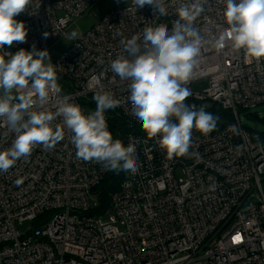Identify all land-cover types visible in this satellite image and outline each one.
I'll return each instance as SVG.
<instances>
[{"label":"built area","instance_id":"1","mask_svg":"<svg viewBox=\"0 0 264 264\" xmlns=\"http://www.w3.org/2000/svg\"><path fill=\"white\" fill-rule=\"evenodd\" d=\"M96 1L31 0L15 17L28 30L26 42L5 51L31 50L33 44L47 49L56 65L59 98L70 96L85 114L96 110L94 96L100 91L119 99L120 106L111 110L132 129L123 144H134L138 172H127L108 209L92 214L99 206L94 189L110 170L78 159L67 129L53 149L37 146L27 159L0 172V264H264V144L253 139L251 129H257L241 118L264 104V60H251L229 42L222 49L211 44L202 49L185 103L210 113L218 107L231 120L208 135L193 128L189 154L170 159L159 137L149 138L131 115L130 81L116 76L110 63L127 55L121 40L139 35L143 51L145 27L166 24L171 32L179 18L175 6L161 16L152 5L137 8L134 0L125 5L116 0L70 39L69 24ZM204 9L194 27L214 41L227 27L224 4L206 0ZM58 37L71 43L52 55L50 44ZM101 73L102 88L92 79ZM56 99L46 107L55 111ZM105 118L108 124L107 111ZM4 131L0 128V150L14 139ZM26 221L32 225L22 232L18 226Z\"/></svg>","mask_w":264,"mask_h":264},{"label":"clouds","instance_id":"2","mask_svg":"<svg viewBox=\"0 0 264 264\" xmlns=\"http://www.w3.org/2000/svg\"><path fill=\"white\" fill-rule=\"evenodd\" d=\"M206 0H134L136 7L152 5L161 16L175 6L178 19L171 32L166 24L143 29V51L140 36L121 40L124 54L110 63L111 71L122 81H130L128 89L131 115L142 125L149 138L159 137V147L168 158L189 154L193 128L208 135L217 127L218 116L198 110L185 101L192 95L186 86L199 63L202 49L211 44L222 49L226 42L234 50H243L256 62L264 60V0H221L223 19L227 27L214 41H207L194 27L204 12ZM31 0H0V128L3 136L14 134L11 146L0 150V172H7L21 158L27 159L37 146L53 149L71 132L76 156L84 161H96L111 171L138 172L136 148L114 139L105 118V111L120 106L121 101L108 91L94 96L96 110L85 114L70 102L68 95L59 98L56 65L47 49L20 48L5 51L16 43H25L28 30L15 19L27 11ZM78 33L73 31L70 39ZM48 33H44L46 38ZM78 46V45H77ZM79 47V46H78ZM104 73L93 76L100 84ZM56 96L55 111L47 108ZM57 118L62 123L54 124ZM234 129V126H230ZM22 181L17 180V184ZM210 190H215V185Z\"/></svg>","mask_w":264,"mask_h":264},{"label":"trees","instance_id":"3","mask_svg":"<svg viewBox=\"0 0 264 264\" xmlns=\"http://www.w3.org/2000/svg\"><path fill=\"white\" fill-rule=\"evenodd\" d=\"M106 111L109 113L108 124L113 133V138L120 139L122 142H124V133L130 132L132 129L128 126L127 121L123 117L121 118L120 116H118L114 110L109 109ZM212 114L219 117L217 125L220 124L221 126H224L231 120L230 113L218 107H215L213 109ZM246 116L249 119L254 120L255 122L261 120L264 123V118L262 120L261 117L257 114L246 112ZM251 134L254 140L258 142L264 141V132H258L257 130L251 129ZM126 176L127 172L125 171L116 172L110 170L107 176L94 189V192L98 195L99 198V206L91 211L92 214L104 213L108 209L111 194L120 188L121 183Z\"/></svg>","mask_w":264,"mask_h":264},{"label":"rangeland","instance_id":"4","mask_svg":"<svg viewBox=\"0 0 264 264\" xmlns=\"http://www.w3.org/2000/svg\"><path fill=\"white\" fill-rule=\"evenodd\" d=\"M115 2L116 0H97L95 4L85 14L72 20V22L67 28V33L69 34V36L73 31H76L79 35L89 29V27H91L95 22H97L101 16H103L107 11H109L115 6ZM120 2L124 5L127 4V0H120ZM70 43L71 40L59 37L56 38L50 44L52 55H55L56 52L61 51V49L67 47ZM249 112L251 114H257L263 120L264 104L259 105L258 107L252 109ZM241 118L248 127L256 128L258 132H264V123L261 120L255 122L254 120L249 119L244 113L241 114ZM31 225V222L26 221L18 227L22 232H25L27 228Z\"/></svg>","mask_w":264,"mask_h":264}]
</instances>
